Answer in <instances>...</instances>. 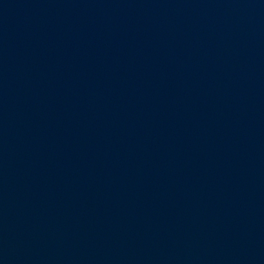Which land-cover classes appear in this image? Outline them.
Segmentation results:
<instances>
[{
	"label": "water",
	"instance_id": "water-1",
	"mask_svg": "<svg viewBox=\"0 0 264 264\" xmlns=\"http://www.w3.org/2000/svg\"><path fill=\"white\" fill-rule=\"evenodd\" d=\"M0 264H264V0H0Z\"/></svg>",
	"mask_w": 264,
	"mask_h": 264
}]
</instances>
